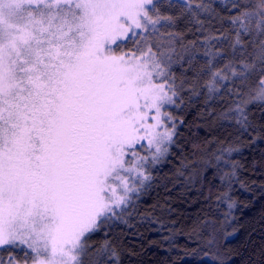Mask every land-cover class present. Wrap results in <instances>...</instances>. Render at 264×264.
<instances>
[{"label": "snow or ice", "instance_id": "1", "mask_svg": "<svg viewBox=\"0 0 264 264\" xmlns=\"http://www.w3.org/2000/svg\"><path fill=\"white\" fill-rule=\"evenodd\" d=\"M194 97L255 130L264 0H0V264H120L111 227L133 226ZM236 167L223 221L192 227L214 264Z\"/></svg>", "mask_w": 264, "mask_h": 264}, {"label": "trees", "instance_id": "2", "mask_svg": "<svg viewBox=\"0 0 264 264\" xmlns=\"http://www.w3.org/2000/svg\"><path fill=\"white\" fill-rule=\"evenodd\" d=\"M218 110L215 102L206 105L202 97H194L179 111L186 123L180 128L178 146L153 170L151 187L136 201L133 226L117 222L109 232L120 251V264H214L204 257L206 249L192 227L205 220L223 221L228 209L216 197L225 190L220 176L231 171L232 162L237 165L230 192L235 207L226 231L233 234L212 251L219 250L227 264H264V133L259 131L264 110L250 106L255 130L247 131L210 114ZM227 148L238 150L224 152ZM145 212L150 215L141 219ZM103 239V232L93 237L94 242Z\"/></svg>", "mask_w": 264, "mask_h": 264}, {"label": "rangeland", "instance_id": "3", "mask_svg": "<svg viewBox=\"0 0 264 264\" xmlns=\"http://www.w3.org/2000/svg\"><path fill=\"white\" fill-rule=\"evenodd\" d=\"M177 68L179 69V66H177ZM154 170V169H153ZM0 255H4L5 256V258H7V255L6 254H4V253H0Z\"/></svg>", "mask_w": 264, "mask_h": 264}]
</instances>
